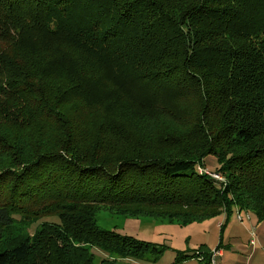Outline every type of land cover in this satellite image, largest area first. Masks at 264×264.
<instances>
[{
	"label": "trees",
	"instance_id": "16d2710c",
	"mask_svg": "<svg viewBox=\"0 0 264 264\" xmlns=\"http://www.w3.org/2000/svg\"><path fill=\"white\" fill-rule=\"evenodd\" d=\"M28 37L108 61L129 74L125 92L197 98L185 125L205 145L165 159L92 140L80 122L100 113L84 104L92 78L67 56L37 70L17 52ZM208 155L225 183L197 171ZM236 208L264 223V0H0V264H96L94 248L155 264L164 248L101 229L98 215L187 225ZM45 218L59 223L30 231ZM178 256L211 264L212 252Z\"/></svg>",
	"mask_w": 264,
	"mask_h": 264
},
{
	"label": "rangeland",
	"instance_id": "374dc122",
	"mask_svg": "<svg viewBox=\"0 0 264 264\" xmlns=\"http://www.w3.org/2000/svg\"><path fill=\"white\" fill-rule=\"evenodd\" d=\"M22 44L19 49L17 48V52L22 54L25 61L33 63L37 70L44 69L45 66L51 67L54 62H59L67 56L70 64L82 69L88 77L92 78L94 86H100L93 91V85L90 82L91 93L95 95L85 98L84 102L86 105L97 107L100 113L90 115L91 119L86 118L80 121L88 126V133L92 140L98 142L101 137L112 135L116 142L115 149L122 156L158 155L165 159H194L196 157L194 149L205 145L204 138L196 134V132L200 133L198 123L195 128L185 125L187 118L193 117L200 111L197 98H184L172 103L168 101L173 97L172 94L154 99L153 96L140 92H125L123 89L126 88L121 83L130 81L129 74L123 71L122 78H118L116 76L118 72L113 71L109 62L104 59L73 50L68 44L46 47L30 40L29 37ZM64 72L59 70V76L61 77ZM45 134L49 138L53 137L49 131ZM196 167L217 174L222 164L216 156L208 155L203 162H197ZM234 214L237 212L235 211ZM242 215L245 217L244 212ZM250 216L251 220H245L244 223L238 222L236 215L226 222V214H222L215 219L183 225L180 221L170 222L149 216L121 217L102 212L98 215V224L101 229L116 231L122 236L164 248L165 255L155 264H185L183 260L182 262L176 260L177 252L200 251L203 244L209 250L216 251L221 244L222 236L226 248L229 245H240L242 243L240 239H243L242 234H244L249 250L242 252L233 249L231 252L238 251L239 258L234 260L235 257H231L233 262L232 259H228L230 257L224 260L216 257L215 264H248V252L250 249L254 250L250 247L246 234L249 233L248 228L251 229V233L256 230L257 240L260 242L256 249H260L264 255V241L260 239V237L264 239V223L260 222L253 213H250ZM0 221L6 222L3 214H0ZM45 223L58 224L59 219H42L30 231L34 232ZM223 226L225 229L222 232ZM92 254L96 264H103L104 261H116L118 264H151L137 260H120L98 248H94ZM261 259L264 260V256ZM189 264H199V262L194 261Z\"/></svg>",
	"mask_w": 264,
	"mask_h": 264
},
{
	"label": "crops",
	"instance_id": "0c3cea01",
	"mask_svg": "<svg viewBox=\"0 0 264 264\" xmlns=\"http://www.w3.org/2000/svg\"><path fill=\"white\" fill-rule=\"evenodd\" d=\"M235 211H238V209L236 208ZM234 215H236V214H234ZM250 230L251 229L248 228V232L249 233H246V234L248 235V241H249L250 247H252L254 250L250 249V251L248 252V255H249L248 264H259V263L264 262V260L261 259V257L264 256V255H263V253L261 252L260 249H256V248H258V244H260L259 240H257L256 230L254 231V233H255V237H254L255 238V245H252L253 237H252V233H251ZM242 235H243V239H240V240H242V243L240 245L239 244H237V245H229V247H227V248H226V246L223 243L224 240H223V237H222L221 244H223V245H219L218 248L216 249V250H219L218 251L219 254L216 255L217 259L224 260V259H227L228 257H230L228 259H232L231 257H235L234 258V260H235V259L240 257V254H239L238 251L236 253V252H231V250L237 249V250H241L242 252L249 250L248 246L246 245V243H247L246 236L244 234H242ZM260 239L262 241H264V239H262V237H260ZM203 245L206 246L205 244H203ZM210 251L212 252V256H213V252L215 250L214 251L210 250ZM195 252H197V251H194V252H188V251H186V252H177L176 260H178L179 262H182V260H183V263L185 262V264H189V263L194 262V261L199 262V264H201V261L198 260V259H190V260H188V259H185V258H182V257L178 256V254H185L186 256H190V255L194 254ZM232 261H233V259H232ZM211 264H212V259H211Z\"/></svg>",
	"mask_w": 264,
	"mask_h": 264
},
{
	"label": "built area",
	"instance_id": "2783aa9c",
	"mask_svg": "<svg viewBox=\"0 0 264 264\" xmlns=\"http://www.w3.org/2000/svg\"><path fill=\"white\" fill-rule=\"evenodd\" d=\"M197 171L200 173V174H204V175H207L215 180H218L220 182H223L225 183V179L223 177H221L219 174H216V173H211L209 172L208 170L206 169H203L201 167H197ZM237 214V220L238 222H241V223H244L245 220H251V216H250V212H244L245 213V217L244 215H242L243 212L241 211H236ZM252 237H253V241H252V245H255V233L253 232L252 233ZM219 250H216L213 252V256H212V264H215V258H216V255L219 254L218 252Z\"/></svg>",
	"mask_w": 264,
	"mask_h": 264
}]
</instances>
